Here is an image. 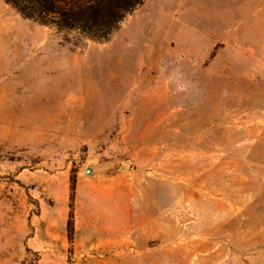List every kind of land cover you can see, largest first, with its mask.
<instances>
[{
	"label": "rangeland",
	"instance_id": "1",
	"mask_svg": "<svg viewBox=\"0 0 264 264\" xmlns=\"http://www.w3.org/2000/svg\"><path fill=\"white\" fill-rule=\"evenodd\" d=\"M121 15L0 0V264H264V0Z\"/></svg>",
	"mask_w": 264,
	"mask_h": 264
},
{
	"label": "trees",
	"instance_id": "2",
	"mask_svg": "<svg viewBox=\"0 0 264 264\" xmlns=\"http://www.w3.org/2000/svg\"><path fill=\"white\" fill-rule=\"evenodd\" d=\"M139 0H4L22 17L59 32L104 40Z\"/></svg>",
	"mask_w": 264,
	"mask_h": 264
},
{
	"label": "water",
	"instance_id": "3",
	"mask_svg": "<svg viewBox=\"0 0 264 264\" xmlns=\"http://www.w3.org/2000/svg\"><path fill=\"white\" fill-rule=\"evenodd\" d=\"M88 172H89V170L86 171V173H88Z\"/></svg>",
	"mask_w": 264,
	"mask_h": 264
}]
</instances>
